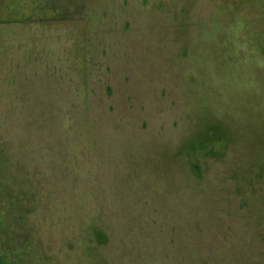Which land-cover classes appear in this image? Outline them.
<instances>
[{
  "label": "rangeland",
  "instance_id": "374dc122",
  "mask_svg": "<svg viewBox=\"0 0 264 264\" xmlns=\"http://www.w3.org/2000/svg\"><path fill=\"white\" fill-rule=\"evenodd\" d=\"M264 264V0H0V264Z\"/></svg>",
  "mask_w": 264,
  "mask_h": 264
},
{
  "label": "trees",
  "instance_id": "16d2710c",
  "mask_svg": "<svg viewBox=\"0 0 264 264\" xmlns=\"http://www.w3.org/2000/svg\"><path fill=\"white\" fill-rule=\"evenodd\" d=\"M2 264H4V263H2Z\"/></svg>",
  "mask_w": 264,
  "mask_h": 264
}]
</instances>
